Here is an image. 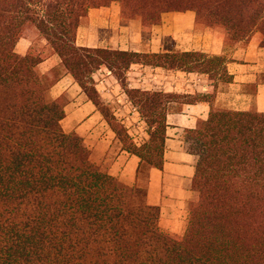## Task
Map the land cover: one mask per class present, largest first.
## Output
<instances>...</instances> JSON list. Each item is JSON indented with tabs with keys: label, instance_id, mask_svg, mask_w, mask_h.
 <instances>
[{
	"label": "trees",
	"instance_id": "trees-1",
	"mask_svg": "<svg viewBox=\"0 0 264 264\" xmlns=\"http://www.w3.org/2000/svg\"><path fill=\"white\" fill-rule=\"evenodd\" d=\"M113 3L145 31L165 13L194 12L227 43L255 37L264 49V0H0V264H264V113L216 104L220 83L233 82L224 57L78 46L90 10ZM24 36L37 43L20 55ZM54 55L60 64L42 73ZM136 63L209 79L207 96L188 99L209 103L211 112L186 132L196 172L186 184L193 198L182 236L161 230V210L147 199L149 171L164 167L163 106L173 96L125 88L149 126V141L137 146L91 76L105 67L120 81ZM65 75L141 159L135 186L110 175L79 134L64 130L67 96L52 90Z\"/></svg>",
	"mask_w": 264,
	"mask_h": 264
},
{
	"label": "crops",
	"instance_id": "crops-1",
	"mask_svg": "<svg viewBox=\"0 0 264 264\" xmlns=\"http://www.w3.org/2000/svg\"><path fill=\"white\" fill-rule=\"evenodd\" d=\"M32 44L29 39H21L17 52L26 55ZM77 45L141 55L185 52L227 58L226 66L233 82L220 83L216 104L236 111L256 109L264 113V83L258 82L263 50L259 43L251 40L247 44L229 46L219 33L199 31L194 12L165 13L159 25L145 31L139 22L123 20L118 3L94 8L78 30ZM51 60H55L56 66L60 64L58 56H51L40 65V68L46 66L44 72L54 68ZM125 77L130 89L173 96L166 99L163 106L166 115L164 167L149 171L147 199L151 206L161 210V230L172 236H182L188 228V204L193 198V192L186 184L196 172L195 157L185 149L186 132L196 129L199 121L208 119L211 112L209 103L202 100L189 102L188 99L209 94L208 76L185 69L136 63L125 71ZM254 86L256 92L253 95L248 89ZM52 93L57 98H69L64 130L67 128L69 132L79 134L99 165L108 162L106 169L110 175L126 186H135L141 159L124 148L120 138L73 77L63 76ZM142 122L147 125L146 120L142 119ZM131 138L137 146L144 143L133 136Z\"/></svg>",
	"mask_w": 264,
	"mask_h": 264
},
{
	"label": "rangeland",
	"instance_id": "rangeland-1",
	"mask_svg": "<svg viewBox=\"0 0 264 264\" xmlns=\"http://www.w3.org/2000/svg\"><path fill=\"white\" fill-rule=\"evenodd\" d=\"M197 29L199 31H202V32L219 33L220 35H222L224 37L222 31L212 30V29L208 28L206 26V24H203L202 22L197 23ZM22 39L31 40L33 42L32 46L34 45V42L37 43V41H35L32 37H29V36H24ZM251 40H255L259 43V41L255 37H253ZM250 41L239 42V43L247 44ZM239 43H236V44H239ZM227 44L229 46L236 45V44H231V43H227ZM259 46H260V43H259ZM54 56H56V55H54ZM50 64L53 65L54 68L58 67V65H59V64L57 66L55 65V60H51ZM45 67L46 66L40 68V71L42 73L47 72V71L44 72ZM54 68H52V69H54ZM259 69H260V72H259L258 82L264 83V49L262 50V55L260 56V67H259ZM108 72L109 71L107 68L102 67L101 69L95 70L93 73H91V76L94 79L95 87H96L97 91L99 92V95L102 97L103 104L107 107L108 111L110 110V116H112V115L115 116L117 119V122L120 123L121 125H123V127H124V125L125 126L127 125L129 128L128 127L127 128L124 127V128L127 129L128 133L130 131L132 136L134 138L138 139V141L141 140V143L143 141H144V143L149 141L150 137H149V135H147L149 132V126H148V124L143 125L142 119H144L146 121H147V119L139 113V111L141 110L140 105L134 104V106H136L138 109V113H136V112L134 113L130 104L127 103V98L125 96H122V92L125 91V88L126 87L129 88L127 80H126L127 78L124 75L123 79L118 81L115 78V76L113 75V73H112V76H109ZM109 89L113 90L112 94H110V95H109ZM248 91L254 95L256 92V87L255 86L251 87L248 89ZM109 97H111L110 102H109ZM65 100L69 101V98L66 97ZM125 105H127V108H125ZM101 116L103 117L102 114H101ZM103 119L106 120L104 117H103ZM65 131L67 133H71V132H69V129H67V128L65 129ZM131 134H129V135L131 136ZM107 165H109V163L105 162V163H103V165H100V166L102 168H107ZM188 213H189V211H188ZM188 220H189V216H188Z\"/></svg>",
	"mask_w": 264,
	"mask_h": 264
},
{
	"label": "built area",
	"instance_id": "built-area-1",
	"mask_svg": "<svg viewBox=\"0 0 264 264\" xmlns=\"http://www.w3.org/2000/svg\"><path fill=\"white\" fill-rule=\"evenodd\" d=\"M109 72H108V74H109V76H112V71H110V70H108ZM112 92H113V90H111V89H109V95L110 94H112ZM126 92V91H125ZM122 95L123 96H125L126 94L124 93V91L122 92ZM127 103H129L130 104V106L132 107V110H133V112L135 113H138V109H137V107L136 106H134V105H132V103L130 102V100L127 98Z\"/></svg>",
	"mask_w": 264,
	"mask_h": 264
}]
</instances>
